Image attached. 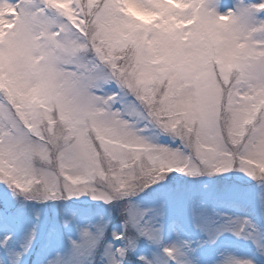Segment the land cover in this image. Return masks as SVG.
<instances>
[{"label": "snow or ice", "instance_id": "snow-or-ice-1", "mask_svg": "<svg viewBox=\"0 0 264 264\" xmlns=\"http://www.w3.org/2000/svg\"><path fill=\"white\" fill-rule=\"evenodd\" d=\"M220 7L0 0V264H264V0ZM232 172L242 185H205L201 199L132 202L173 173ZM85 196L123 223L29 203ZM225 234L251 257L217 251Z\"/></svg>", "mask_w": 264, "mask_h": 264}, {"label": "rangeland", "instance_id": "rangeland-1", "mask_svg": "<svg viewBox=\"0 0 264 264\" xmlns=\"http://www.w3.org/2000/svg\"><path fill=\"white\" fill-rule=\"evenodd\" d=\"M246 3L255 2V0H245ZM236 3V0H221L220 11H226L227 8L233 7ZM109 89L106 87L105 92L107 93ZM119 106V105H117ZM128 111H132L130 108ZM133 121L135 122L136 117L133 115ZM140 127H144L143 122L139 124ZM149 137L153 143L163 144L168 147H179V142L174 141L171 137L162 135L155 129H149L144 133ZM165 139L169 142L165 143ZM175 176H170L167 180L163 181L161 185H155L153 188L141 192L138 195L139 201H137L136 195L132 198V202L141 207L149 208L153 207L158 203V198L164 193H176L188 199H201L204 198L206 193L203 191L204 186L207 185L208 189L215 191L218 188H227L231 185H242L243 181L240 180V177L243 176L241 173L232 172L225 174V177L219 176H199V177H186L180 174L174 173ZM247 180V177L244 178ZM6 186L0 184V190L4 189ZM10 191V190H9ZM148 195L152 196V199H147ZM34 204L35 210L40 211L43 215H51L53 211L59 212L62 209L59 207V202H29ZM76 205H75V204ZM126 203V202H122ZM71 211L77 208L76 212L84 218L90 219L93 222L104 219L108 223L109 218L115 217L117 219L116 223H123V220L119 218V213L112 210V206L104 205L98 201H93L89 197H80L74 199V202L71 203ZM68 208V205H67ZM63 210L69 211V209L64 208ZM221 212L225 215H230L235 218L237 215H243L247 217L254 218L259 221V212L256 209H252L246 206L233 207L228 203H224L220 208ZM69 211V212H71ZM112 227V226H111ZM110 227V228H111ZM179 224H170L168 239L166 242H171L176 239L174 232L179 230ZM217 251L224 252L229 251L234 255L240 258H249L252 255L251 246L245 243L242 240H238L233 237L231 234H225V236L217 244Z\"/></svg>", "mask_w": 264, "mask_h": 264}]
</instances>
